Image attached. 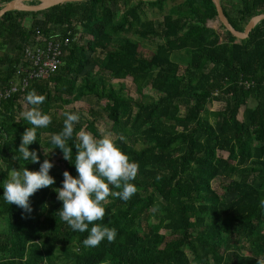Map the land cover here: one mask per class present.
<instances>
[{"label":"trees","instance_id":"trees-1","mask_svg":"<svg viewBox=\"0 0 264 264\" xmlns=\"http://www.w3.org/2000/svg\"><path fill=\"white\" fill-rule=\"evenodd\" d=\"M10 1L1 0L0 8ZM165 3L86 0L0 19V84L13 80L38 28L48 39H71L54 77L0 101V264H257L264 257V21L238 40L219 22L213 0H185L162 22L148 18L149 7ZM220 3L240 32L264 14V0ZM29 19L33 24L24 27ZM145 42L154 45L150 59L141 53ZM8 47L13 49L3 57ZM129 78L140 97L124 92ZM147 88L158 99L144 94ZM33 89L46 96L41 108L52 116L28 146L39 157L35 163L18 152L31 126L23 112ZM92 98L109 101L101 106L104 114L94 107L83 111L81 103ZM211 104L219 109L209 111ZM66 112L80 116L67 141L71 162L51 143ZM105 117L111 127L102 132L96 124ZM81 129L97 138L111 135L139 164L132 181L137 192L128 201L110 196L99 221L117 229L115 241L94 248L83 245L88 232L61 220L63 202L55 191L64 171L78 177L74 145ZM45 159L53 163L55 184L29 198L31 212L8 204L3 184L11 171H38ZM217 180L231 200L214 189ZM153 211L162 216L159 222L151 223Z\"/></svg>","mask_w":264,"mask_h":264},{"label":"clouds","instance_id":"clouds-1","mask_svg":"<svg viewBox=\"0 0 264 264\" xmlns=\"http://www.w3.org/2000/svg\"><path fill=\"white\" fill-rule=\"evenodd\" d=\"M26 100L31 107L23 112V118L31 126L22 134L18 152L24 160L30 158L35 163L39 157L28 146L37 140V129L51 124L52 116L44 113L41 108L46 100L45 95L37 94L33 89L27 93ZM64 115L63 129L51 136V143L55 149L62 150L65 160L71 162L73 151L67 141L73 137L74 125L79 122L80 116L69 112ZM119 139L123 141L125 137L121 135ZM76 140L74 164L78 177L64 171L62 187L55 189L57 199L63 202L59 216L73 231L88 232L83 245L94 248L105 239L110 243L115 241L117 229L102 225L99 221H103L106 215L105 205L110 196L128 201L137 192L132 181L138 175L139 164L130 160L111 135L97 138L91 132L81 129L76 133ZM52 167L53 163L45 159L38 171H30L26 167L13 169L3 184V199L8 204H15L31 212L29 198L38 190L55 184L54 177L49 174ZM260 206L264 208V200L260 201ZM89 225H92L90 229ZM257 264H264V257H259Z\"/></svg>","mask_w":264,"mask_h":264},{"label":"built area","instance_id":"built-area-1","mask_svg":"<svg viewBox=\"0 0 264 264\" xmlns=\"http://www.w3.org/2000/svg\"><path fill=\"white\" fill-rule=\"evenodd\" d=\"M34 36L36 43H27L24 46V61L16 69L13 80L8 84H0V101H8L14 96L25 94L31 83L48 80L63 67V58L71 39H48L40 28Z\"/></svg>","mask_w":264,"mask_h":264},{"label":"rangeland","instance_id":"rangeland-1","mask_svg":"<svg viewBox=\"0 0 264 264\" xmlns=\"http://www.w3.org/2000/svg\"><path fill=\"white\" fill-rule=\"evenodd\" d=\"M147 2H156V1H160V0H146ZM185 0H166V3L163 5V7H154L151 8L149 7L148 9V18L150 19H154L156 22H162L164 20L165 15L171 10L172 7H174L176 4H180ZM225 2L226 6L231 5L232 3L236 2V0H223ZM43 16H39L38 19L42 20ZM31 24H33V21L26 20L24 22V27L29 28L31 26ZM210 26H212L215 30H217L222 36L225 35V30L224 28H222V26L218 23V22H212L210 24ZM225 38H223L224 40ZM13 48H6L3 52V57L5 55H10V51H12ZM142 56L146 59H150L153 57V53H154V45L150 42H145L142 46ZM95 68L90 67L88 68L87 72L88 73H94ZM132 80L131 78L127 79L125 81V85H123V87L125 88L124 92H127L130 96L138 98L140 97L138 93L135 92V87L132 85ZM114 87H116L117 89L119 88H123L121 85V83L118 82H113ZM144 94L146 95H150L155 97V99H158V96L160 95L157 91H154L152 88H147L144 91ZM109 101H103L101 103H98V101L95 98L92 99H86L85 101H83L82 104V108L83 111H86L87 109L94 107L96 109H98L99 112H101L102 114L103 111L101 109V106H104L106 104H108ZM219 109V105L217 104H211L209 106V111L211 110H216ZM96 126L98 127V129L102 132L108 130L111 127V122L109 120H107V118L105 117L104 119H102L101 121H99ZM88 128V127H87ZM89 130V129H88ZM90 131V130H89ZM109 135V134H108ZM48 135H45V137H47ZM57 167L56 168H60L61 165L56 164ZM224 185L225 183L223 182V180H217L216 182H214L213 187L214 189L221 195V194H225L224 196L226 197V200H231L233 198L232 195L228 194L227 192H225L224 190ZM153 218L151 219V223H156L159 222L160 219H162V216L160 214H158L156 211H153Z\"/></svg>","mask_w":264,"mask_h":264},{"label":"water","instance_id":"water-1","mask_svg":"<svg viewBox=\"0 0 264 264\" xmlns=\"http://www.w3.org/2000/svg\"><path fill=\"white\" fill-rule=\"evenodd\" d=\"M31 1H40V4H29ZM86 0H12L0 8V19L3 18L7 13L13 11L20 12H43L47 11L52 7L65 3H78ZM218 13L219 22L238 40H246L250 37L251 33L264 21V14L254 17L251 22L246 27L244 32L236 30L228 21L224 15L223 8L221 6L220 0H213Z\"/></svg>","mask_w":264,"mask_h":264}]
</instances>
